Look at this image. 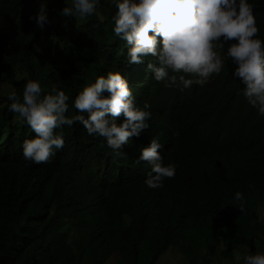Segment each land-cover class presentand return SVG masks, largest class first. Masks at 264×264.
I'll list each match as a JSON object with an SVG mask.
<instances>
[{
    "label": "trees",
    "instance_id": "16d2710c",
    "mask_svg": "<svg viewBox=\"0 0 264 264\" xmlns=\"http://www.w3.org/2000/svg\"><path fill=\"white\" fill-rule=\"evenodd\" d=\"M42 2L0 0V264H242L236 255L264 251V117L226 88L239 89L231 61L203 87L167 88L160 108L128 74L152 116L124 155L75 124L63 127L65 144L47 163L23 158L20 142L35 133L8 111L7 92L20 96L37 79L42 92L69 95L71 115L85 84L121 70L117 43L108 44L114 6L101 0L102 19L74 18L60 15L64 0H45L50 22L41 30L29 16ZM251 2L264 39V0ZM151 137L163 144L164 162L177 165L156 189L143 183L149 167L135 159Z\"/></svg>",
    "mask_w": 264,
    "mask_h": 264
},
{
    "label": "clouds",
    "instance_id": "9594fccd",
    "mask_svg": "<svg viewBox=\"0 0 264 264\" xmlns=\"http://www.w3.org/2000/svg\"><path fill=\"white\" fill-rule=\"evenodd\" d=\"M106 2L115 7L111 15L114 37L108 44L117 43L115 60L121 70L97 75L85 84L71 98L73 114H68L70 97L63 89L53 87L42 92L37 79H27L20 96L14 88L7 92L8 111L18 114L35 133L25 135L20 142L25 160L47 163L65 144L63 127L75 124L89 136L103 137L115 156L124 155L122 146L145 132L152 116L147 102L143 107L137 104L126 78L130 73L139 94L160 108L167 88L183 91L194 84L203 87L214 76L220 77L226 62L231 61V76L239 89L230 85L226 88L242 95L257 115L264 117V39L257 35L251 0ZM100 4L101 0H64L60 15H96L102 19ZM29 19L39 29L45 28L50 22L45 0ZM121 115L123 119L118 123ZM162 147L157 137H151L137 150L136 163L149 167L143 179L148 188H162L165 179L176 174L177 165L164 162ZM233 199L240 201L238 209L243 212V194L236 191ZM235 259L242 260V264H264V251L249 250Z\"/></svg>",
    "mask_w": 264,
    "mask_h": 264
},
{
    "label": "rangeland",
    "instance_id": "374dc122",
    "mask_svg": "<svg viewBox=\"0 0 264 264\" xmlns=\"http://www.w3.org/2000/svg\"><path fill=\"white\" fill-rule=\"evenodd\" d=\"M112 39V37H110V39L109 40H111ZM258 215L259 216H263L264 215V209L262 208V207H259L258 208ZM211 245V242H209L208 244H206V246H205V248H204V250H209V247L208 246H210ZM221 247H222V245H221ZM245 253V252H244ZM176 262H175V264H181L180 263V261L176 258ZM173 262L171 261V260H168V261H166V262H164L163 264H172Z\"/></svg>",
    "mask_w": 264,
    "mask_h": 264
}]
</instances>
